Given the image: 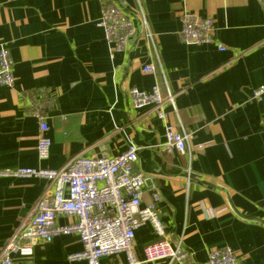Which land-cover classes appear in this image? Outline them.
Masks as SVG:
<instances>
[{
    "label": "crops",
    "instance_id": "1",
    "mask_svg": "<svg viewBox=\"0 0 264 264\" xmlns=\"http://www.w3.org/2000/svg\"><path fill=\"white\" fill-rule=\"evenodd\" d=\"M124 1L141 11L151 39L136 23L127 49L109 52L96 26L103 3ZM213 20L216 43L180 39L181 14ZM0 45L12 59L14 82L0 84V169H58L72 155L115 156L139 146L135 168L144 174L141 203L160 210L172 243L180 240L198 262L216 247L229 248L239 264H264V12L259 0H0ZM151 64L152 71H143ZM157 85L165 119L151 108H134L129 89ZM46 88L49 155L37 157L38 121L25 96ZM191 133L187 152L162 151L164 125ZM46 180L0 176V251L29 216ZM74 217L59 215L57 223ZM159 237L149 222L135 230L134 252ZM82 249L76 234L39 242L12 264H87L69 260ZM103 256L101 264L123 260ZM142 264H168L161 259Z\"/></svg>",
    "mask_w": 264,
    "mask_h": 264
},
{
    "label": "built area",
    "instance_id": "2",
    "mask_svg": "<svg viewBox=\"0 0 264 264\" xmlns=\"http://www.w3.org/2000/svg\"><path fill=\"white\" fill-rule=\"evenodd\" d=\"M264 12V0H259ZM180 39L187 44L216 43L219 50L225 46L212 35L211 17H200L183 10L181 14ZM136 23L143 27L146 38L151 39L144 14L139 11L132 16L124 1L103 3L96 26L104 31L110 55L123 52L136 32ZM150 72L151 64L143 66ZM14 82L12 59L9 51L0 45V84L10 86ZM134 108L149 107L160 119H165L164 105L173 104V95L162 96L157 85L150 91L135 87L129 89ZM264 94V84L252 91V98ZM27 113L38 121L36 151L39 159L49 155L50 138L45 109L52 105L46 88H37L32 95L25 96ZM191 133L178 131L171 124L164 125V141L158 145L162 151L187 152ZM139 146L130 143L115 156H93L85 152L72 155L58 169L41 167H17L0 169V176L40 177L46 180L43 193L35 201L32 212L23 219L5 241L0 251V264H12L13 255L29 257L39 242H50L55 236L76 234L82 245L78 252L69 254V260L83 259L87 264H101L103 256L122 253L123 260L113 264H142L165 259L168 264H239V258L227 247L212 248L207 259L195 260L193 252L183 247L180 240L172 243L161 221L156 206L158 197L142 204L144 174L135 168ZM74 217L67 224L57 223V217ZM149 222L159 237L145 246L142 260L134 252L135 230Z\"/></svg>",
    "mask_w": 264,
    "mask_h": 264
}]
</instances>
